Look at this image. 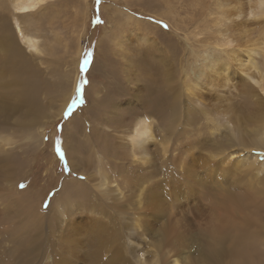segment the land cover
<instances>
[{
    "label": "bare ground",
    "instance_id": "6f19581e",
    "mask_svg": "<svg viewBox=\"0 0 264 264\" xmlns=\"http://www.w3.org/2000/svg\"><path fill=\"white\" fill-rule=\"evenodd\" d=\"M45 1L10 0L13 12L9 15L16 31L9 19L0 18V264H264V69L260 66L264 67V61L250 52V61L247 58L246 68L241 69L252 82L243 76L235 82L230 66L223 67V76L217 70L222 57L204 60L209 77L206 88L210 87L206 90L215 91L218 98L228 89L236 90L248 98V106L227 108L212 117L203 107L201 92L196 94L186 85L185 91L176 90L181 85L168 59L160 57V62L168 61L167 84L161 83L166 90L173 86L168 103L150 99L141 100V109L130 102L118 110L112 103L101 109L106 120H118L119 131H107L115 138L114 146L105 144V165L99 159L94 174L88 176V191L82 192L85 201L81 193L72 200L61 196L48 211L29 189L16 191L11 177L17 146L10 130L15 125L9 118L21 123V129L41 126L30 88L41 85L36 52L50 54L49 44L41 43L36 32L19 20L21 15L37 12ZM242 8H237L238 13L243 10L246 16L264 15V0H253ZM125 17L127 25L131 16ZM115 26L122 29L121 24ZM113 33H106L109 40H114L120 53L128 51L134 36L122 31L123 36L118 32L114 37ZM121 56L130 84L140 74L151 75ZM75 61L78 65L79 60ZM67 77V84L58 85L64 87L62 105L51 119L64 113L75 94V77ZM94 90L99 94L98 86ZM144 91L137 86L132 95L141 99ZM122 110L134 115L120 120ZM199 111L203 117L196 115L197 119L194 112ZM96 127L95 123L93 130Z\"/></svg>",
    "mask_w": 264,
    "mask_h": 264
},
{
    "label": "rangeland",
    "instance_id": "374dc122",
    "mask_svg": "<svg viewBox=\"0 0 264 264\" xmlns=\"http://www.w3.org/2000/svg\"><path fill=\"white\" fill-rule=\"evenodd\" d=\"M246 3L252 5L253 0H46L37 12L21 15L20 24L36 32L41 43L49 44L50 54L36 52L38 59L34 63L40 73L41 85L30 88V96L37 104L35 110L41 117V126L37 124L30 129H21V123L9 118L15 125L10 130L17 146L11 177L17 183L16 191L29 189L48 211L49 206L52 203L56 205L61 196H69L72 200L76 193H87L90 185L86 184L88 176L94 174L99 159L104 164L105 144L114 146L115 138L107 131L114 134L119 131L118 120H106L101 115V109L112 103L118 110L129 102L141 109V100L150 99L168 103L171 95L169 88L173 89V86L166 90L161 83L163 80L165 86L167 84L168 61L176 81L181 85L176 90L185 91L186 85L192 86L196 94L201 92L203 107L212 117L227 108L238 110L248 106V98L237 95L234 89L229 91L227 88L222 98L216 97L215 91H207L210 88H206L209 77L204 65V60L208 58L216 56L217 61L222 57L223 65H217V70L222 71L224 76L223 67L230 66V76L237 79L235 82H240V76L247 78L241 68H246V61L251 59L249 56L255 55L264 61V15L254 12L246 16L242 8ZM240 7L243 13H238ZM12 12L10 0H0V18L9 19L16 31L9 15ZM126 14L132 20L127 25ZM114 24H121L122 29L118 30L119 27H114ZM117 30L134 36V43L127 44L128 51L120 53L114 40H109L106 33L115 31V37ZM143 38L147 41H143ZM78 39L81 50L76 58ZM125 39L129 40L130 37L126 36ZM20 42L31 56L29 49ZM254 49L261 53H255ZM121 55L136 62L134 65L137 69L140 66L143 71L149 70L151 75L140 74L138 83L130 84L125 78L126 66ZM230 55L236 59L232 60ZM160 57L168 61L160 62ZM76 59L79 60L78 65L77 61L74 64ZM85 59L88 61L86 66ZM260 66L264 69L263 65ZM136 67L132 68V72L137 71ZM68 74L75 77V94L64 113L51 119L50 116L61 108L64 87L58 85L61 82L67 84L65 80ZM213 76L220 84L218 75ZM213 85L220 89L215 82ZM96 86L99 87V94L94 90ZM137 86L145 88L141 99L132 95ZM99 101L105 104L100 106ZM188 105L192 106L190 103ZM194 114L196 118V115L203 117L201 111ZM119 115L120 120L128 116L127 120L134 114L122 110ZM95 123L97 127L93 130ZM8 128H3L2 132L5 133ZM85 200L82 194V202ZM59 209L65 213V208L59 206Z\"/></svg>",
    "mask_w": 264,
    "mask_h": 264
},
{
    "label": "snow or ice",
    "instance_id": "6c2138e0",
    "mask_svg": "<svg viewBox=\"0 0 264 264\" xmlns=\"http://www.w3.org/2000/svg\"><path fill=\"white\" fill-rule=\"evenodd\" d=\"M87 63H88V61H87V59H85V61H84L85 66L87 65Z\"/></svg>",
    "mask_w": 264,
    "mask_h": 264
}]
</instances>
